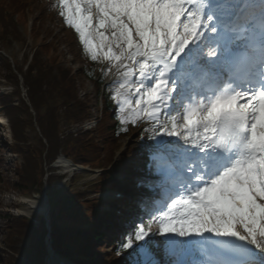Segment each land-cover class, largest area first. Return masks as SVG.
I'll list each match as a JSON object with an SVG mask.
<instances>
[{
	"label": "snow or ice",
	"instance_id": "snow-or-ice-1",
	"mask_svg": "<svg viewBox=\"0 0 264 264\" xmlns=\"http://www.w3.org/2000/svg\"><path fill=\"white\" fill-rule=\"evenodd\" d=\"M59 2L91 59L103 53L124 69L120 88L129 91L120 113L132 105V89L138 97L119 123L151 125L145 131L154 143L141 150L152 159L138 162L142 174L134 183L141 190L129 204L127 228L136 224L140 204L149 209L157 188L171 200L147 227L140 218L126 241L121 233L122 249L132 250L127 264H169L153 251L161 243L171 264H264V23L262 43L252 49L259 52L256 80L253 58L234 51L235 38L218 31L208 0ZM221 7L231 15L237 6ZM242 20L232 29L236 37L245 30ZM53 195L78 212L65 193ZM40 207L50 214L49 193H41ZM157 234L164 241L153 240Z\"/></svg>",
	"mask_w": 264,
	"mask_h": 264
},
{
	"label": "trees",
	"instance_id": "trees-1",
	"mask_svg": "<svg viewBox=\"0 0 264 264\" xmlns=\"http://www.w3.org/2000/svg\"><path fill=\"white\" fill-rule=\"evenodd\" d=\"M41 2L39 7L43 5L42 17L45 13L48 17L56 16L57 19L62 20L59 0ZM38 3L37 0H0V34L3 43L7 42L9 46L15 42H25V39L20 37L21 34L12 18L16 16L24 20L26 11H32L33 5ZM65 31L75 48L77 61L85 64L83 69L77 71L78 75H82L91 84L94 94L101 98V115L95 125L96 132L83 129V123L90 118L88 101L85 98L84 101L79 99L75 88L77 73H72L71 69L59 65L57 48L52 42L44 41L45 44L34 47L35 50L25 70L23 66L27 63V56L21 63L13 60L15 73L12 72L5 78L11 85L12 92L4 96L1 103L5 106V115L13 139L10 150L21 160V163L16 165L17 178L12 188L23 195H30L34 191L42 192L44 168L52 164L59 154L77 165L98 169L102 166L103 151L106 150L110 155L119 144L118 141L129 136L136 129L127 126V131H124L123 125L117 119L116 106L106 89L102 87L103 78L95 74L96 64L88 58L77 33L71 27H67ZM30 32L36 42L39 32L34 24ZM0 60L9 66V62L2 56ZM19 76L22 79L21 83ZM20 85L25 90L30 107L21 100ZM87 96L89 95H84ZM14 99H18L19 102L16 106L11 105ZM29 108L35 113L34 117L29 112ZM60 121L67 126L64 131H60ZM32 122L36 125L40 136L37 147H33L26 137V132L30 128L32 131ZM143 131L144 128H141L140 132ZM111 146H114V149ZM42 152L45 154L43 155ZM142 157L146 158V154L142 155V150L127 149L116 170L121 171L127 167L132 169L136 167V160H141ZM52 172L53 169L49 168L47 173L51 175L46 180L52 205L49 214L51 248L72 261H82L86 264H127L132 250H123L121 243L113 246L108 259L104 255L92 258L94 250L100 252L110 241L114 227L117 225L113 221L116 219L115 213L108 217L104 216L105 213L98 211L99 200L91 195L108 188H117L119 184L106 181L104 180L106 177H103L101 183L87 187L92 189V193L87 190L62 192L71 198L72 204L78 209V212H72L53 195L55 177ZM38 173L39 179H36ZM95 188L98 189L94 190ZM140 190L137 188L135 194ZM6 219L9 235L6 245L8 252L4 251L7 255L6 263L21 264L20 259H22L28 264H42L46 255L43 241L47 234L44 220L37 218L34 227L24 219H15L11 216H7ZM104 222L107 223L106 234L100 231V226ZM37 234L40 238L36 246H18L23 240H29ZM126 240L123 238V241Z\"/></svg>",
	"mask_w": 264,
	"mask_h": 264
},
{
	"label": "rangeland",
	"instance_id": "rangeland-1",
	"mask_svg": "<svg viewBox=\"0 0 264 264\" xmlns=\"http://www.w3.org/2000/svg\"><path fill=\"white\" fill-rule=\"evenodd\" d=\"M39 3L38 5H33L34 8L32 11H26L25 16L26 18L23 20L22 18L20 19L19 17L14 16L12 19L15 20V25L17 27L18 32L21 34L20 37L22 39H25V42H16L15 44L12 45H7L5 42L3 43V41L1 40V34H0V50L4 49L5 53L15 59L16 61H18V63H21L22 60L24 59L25 56L28 55L29 53L32 51V49L35 46H38L40 44H45L47 42H52L53 44L56 45L57 48V52H56V56L60 62L59 65L67 68V69H71L72 73H77V71H80L81 69L84 68L85 64H81L79 61H77L76 57H75V48L72 45V41L71 39H69L67 32L64 29V26H68L67 24H65V22H63V25L60 24L59 19H57L56 16L53 17H48L45 13L42 17V6L44 5L43 2H41L42 0H37ZM31 2V1H29ZM40 2L43 4L41 7H39ZM45 8V6H44ZM42 17V18H41ZM33 21V24L35 25V27L37 28L38 32H39V37L37 38V41L35 42V39H32L31 37V32H29L30 30V24ZM32 24V26H33ZM7 41V38L6 40ZM44 41H47L44 43ZM35 43V44H34ZM71 45V47H70ZM83 47V45H81ZM8 47V48H6ZM84 49V48H83ZM207 50V49H205ZM86 52V51H85ZM87 56L90 57L91 56L86 52ZM92 60V59H91ZM21 61V62H20ZM9 62V61H8ZM58 62V63H59ZM95 63L97 64V71L100 74L104 75L105 78V84L106 87L108 89V91L110 92V95L116 96L117 99L114 100L116 105L119 108V102L121 99H123L127 94H128V89H121L120 88V82L119 79L121 78V76L123 75L121 72L118 73V71H116V67H114L113 65L116 64V62H110L108 60H105L103 58V53L98 55V58L95 60ZM129 63V62H128ZM9 66H7V64H5V62L0 60V77H4L6 78L7 76L10 75V73L14 72L15 73V69H14V65L11 63H8ZM25 66V65H24ZM23 66V67H24ZM26 68L24 67L23 70H25ZM21 79V78H19ZM22 80V79H21ZM76 90L78 93L79 98L84 101L83 99L85 98V100L88 101V112L90 115V119H91V123L94 122L95 120H99L100 117V110H101V106L99 103V99L97 98V96H94L93 93V89L92 86L84 79V77L82 75H76ZM20 94H22L23 96V101L25 100V104L27 105V107H30L28 100L26 98L25 95V90L24 88H22V86H20ZM9 88L8 85H0V93H6L9 92ZM132 91V95L129 96V98L133 101L131 106H127L125 108V112L124 113H120L119 111V118H121V116H128L129 112H130V108H135L136 105L134 103L135 99H137L138 97L134 95V89L131 90ZM84 94H88L89 96L87 97H83ZM4 98L0 97V121L4 122L5 124H8L7 122H5V106L2 105L1 101H3ZM19 103V102H18ZM14 104H17L16 102ZM29 112L31 113V115L34 117L35 113L29 108ZM140 121H145L143 119H140L137 121V123H139ZM32 131L31 128L29 131L26 132V137L28 139V141L30 142V144L33 147H37L38 142L40 140V136L39 133L37 131L36 125L34 124V122H32ZM66 125L64 124V122L60 121V131H64L65 130ZM84 129H89L92 130L93 132H96V126H94L93 124H84L83 125ZM3 130L4 132H2V134H0V264H7L6 263V257L7 255L4 253V251L8 252V250H6V245H7V239L9 238V235L7 233V216L11 215L14 216V214H16L17 212L14 211V208H16V210L18 209V211L23 210V208L21 206H19L17 204L18 200H20V198L24 197L21 196L16 190H14L12 188L13 184L16 181L17 178V171H16V165L21 163V160L18 158L17 160H15L14 156H12V154H10L9 150H8V146L11 143L10 140V136L8 133V130L6 128V125L3 126ZM135 133L134 132L130 137L126 138L125 140H120L118 141V145L117 147L114 149V146L111 148H113L112 152L110 153V155L107 154V151L104 150L102 153V158H103V162H102V168L107 169L108 164L112 163V168L107 169V174H110L111 177L115 176L112 173L113 170V165H116L119 162V159L121 158L120 156H118V158L114 161H112V156L114 155L115 152H121L123 154V152L125 151V149L128 151L129 150H133L134 148H137V146L141 145V143L136 141L135 138ZM168 139H172L175 140L177 139V137H167ZM5 140V141H3ZM149 143H154V140H149ZM44 143V142H42ZM123 146H120L121 144ZM152 143V144H153ZM119 147V148H118ZM44 152V151H43ZM42 152V153H43ZM45 153H43L44 155ZM43 158V157H42ZM42 160V159H41ZM56 165V164H55ZM127 172H124L123 174L125 175V177L123 176V178H130V176H133L129 173V171H131V167H127L126 169ZM63 170L56 168V173H62ZM64 173V172H63ZM122 174V175H123ZM121 175V177H122ZM36 177V176H35ZM102 176H99L98 173L96 174H92V173H79V175H77L75 178H73L71 181H69V178L64 177L62 180L57 181L56 185H57V190L61 191V192H65L67 190H71V191H83V190H87L88 192L92 193V189L87 188L89 185L93 184L94 182L98 181L99 178H101ZM120 177V178H121ZM36 179H39V173ZM122 179V178H121ZM98 188H95L94 190H97ZM34 190H36V188H34ZM96 194V196H94ZM95 194H92L91 197H95V199L99 200V191L96 192ZM110 195V193H105L103 195V197H108ZM158 191L157 194L153 196V198L150 201V204L153 203L155 200V198H158ZM132 195H130L131 197ZM27 197H29V199L33 200L34 202H36L38 205H40V201H41V195H28ZM133 197V196H132ZM100 203V202H99ZM14 213V214H13ZM123 214L125 216H131V210L126 209V207H124V211ZM28 217V220H30V222H33V219L36 217H39L41 215H39L38 213H33V215L29 216L26 215ZM124 216V217H125ZM46 229L48 230V227L46 226ZM103 232H108L106 229L102 228ZM152 232H155V228L152 230ZM151 232V233H152ZM150 233V234H151ZM39 238L38 236H34L29 240H23L18 246L19 247H23V246H36L39 242ZM178 238V237H177ZM152 239L158 242H162L164 241V238L157 235H153ZM44 245L46 246V249L48 248L49 244H50V239H48L47 237L44 238ZM100 242V241H99ZM142 243V242H140ZM166 247L163 243H161L158 247H154L153 251L156 254V258L160 259L161 261H165L167 260L169 262V264L171 263L172 258L171 257H167V259H162L161 257H163V252L166 251L165 250ZM110 250H111V246L108 245V243L106 245H104V248H102V250L100 252H96L93 253L92 258H97L98 256H106V259H108L110 257ZM22 264H27L25 262H20ZM33 264V263H31Z\"/></svg>",
	"mask_w": 264,
	"mask_h": 264
},
{
	"label": "bare ground",
	"instance_id": "bare-ground-1",
	"mask_svg": "<svg viewBox=\"0 0 264 264\" xmlns=\"http://www.w3.org/2000/svg\"><path fill=\"white\" fill-rule=\"evenodd\" d=\"M117 63H119V62H117ZM132 67L135 68V66H132ZM116 71H118V73H120V72L123 73L124 69L121 68V69L118 70V69L116 68ZM124 80H125V78H124L123 75H122L121 78L119 79V82H120V83H124ZM243 87H246V86H243ZM56 166H59V167H61V168H65L64 170L68 171V169H66V168L68 167V163L65 162V161H63L62 159H60V160L56 163ZM25 202H27V201L22 200V201H20L19 203H21V205L25 207V208H24V213H25L26 215H31V214H33V213L44 214V209L41 208L40 205H38L36 202H34V201H29L28 204H24ZM176 239H180V238H176ZM48 254H49V255H48V257H47L46 260H50V259H51V255H52L51 250H50V252H49Z\"/></svg>",
	"mask_w": 264,
	"mask_h": 264
},
{
	"label": "water",
	"instance_id": "water-1",
	"mask_svg": "<svg viewBox=\"0 0 264 264\" xmlns=\"http://www.w3.org/2000/svg\"><path fill=\"white\" fill-rule=\"evenodd\" d=\"M46 222H47V224H48V219H46Z\"/></svg>",
	"mask_w": 264,
	"mask_h": 264
}]
</instances>
